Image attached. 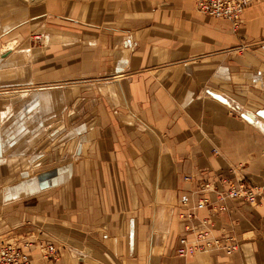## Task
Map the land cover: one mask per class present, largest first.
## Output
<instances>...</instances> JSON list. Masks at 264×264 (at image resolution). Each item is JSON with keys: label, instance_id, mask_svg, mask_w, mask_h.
<instances>
[{"label": "crops", "instance_id": "1", "mask_svg": "<svg viewBox=\"0 0 264 264\" xmlns=\"http://www.w3.org/2000/svg\"><path fill=\"white\" fill-rule=\"evenodd\" d=\"M195 5L0 3L1 43L46 40L1 56L0 98L31 87L42 120L74 106L49 143H0V238L56 250L47 258L33 245L30 264H264V199L219 202L228 184L264 187V0L236 32ZM202 181L210 193L199 192ZM203 197L225 211L180 219ZM202 219L232 239L223 242L232 253L179 252L181 238L205 230Z\"/></svg>", "mask_w": 264, "mask_h": 264}, {"label": "built area", "instance_id": "2", "mask_svg": "<svg viewBox=\"0 0 264 264\" xmlns=\"http://www.w3.org/2000/svg\"><path fill=\"white\" fill-rule=\"evenodd\" d=\"M261 0H196V10L204 15L224 19L230 22L233 28L237 27L244 10L252 3H258ZM35 41H39L38 35ZM188 180V178H185ZM211 184L205 181L199 183V192L208 194L211 192ZM264 199V187H256L239 181L236 184H228V189L219 195V202L226 200H235L244 202L250 206L257 205V199ZM213 204L207 197H203L197 201L192 209L179 215L180 219L192 220L195 216L189 210H203L210 207L215 216L225 211L220 204ZM183 206L186 203L183 202ZM205 230L201 233H192L193 239L188 240L181 238L179 240V252L183 255H194L197 253H205L212 248L222 249L225 253L230 254L235 249L234 245H223V242L230 243L232 239L221 240L212 235L210 227H208L206 219H202ZM189 232V229H186ZM35 246L40 255L47 258H54L56 255L55 248L52 245L42 243L34 244L26 240H8L0 243V264H30V248Z\"/></svg>", "mask_w": 264, "mask_h": 264}, {"label": "rangeland", "instance_id": "3", "mask_svg": "<svg viewBox=\"0 0 264 264\" xmlns=\"http://www.w3.org/2000/svg\"><path fill=\"white\" fill-rule=\"evenodd\" d=\"M46 1L47 0H0V3L7 4V5H12L13 3H15L16 5L21 4V8H18L17 10L23 11L27 8V6H31V7L38 6L42 3L45 4ZM18 13H21L20 15H23V12H18ZM4 15H1V16H4ZM238 27H239V24L235 28L231 26V30L233 32H236L238 30ZM36 35H38L39 41H35ZM42 35L43 34H40V33H30L27 37V33H26L24 38L11 39L6 42L3 41V43H1L3 38H0V45L2 44L0 48L8 43H11L12 41L16 42V45L14 46V49L12 50L13 52L17 50H21L20 47L23 42H26V44L27 43L29 44V49L33 47H39L42 43L43 44L45 43L46 45V40ZM242 51H244L243 48H241V51L239 52H242ZM8 52H11V51H3V52L0 51V53L2 54L1 56H3L4 54ZM25 58L27 59V56H25ZM10 88L11 89H8L7 91V93H9L7 95L8 98H6V100H4L3 98H0V138H1L0 143L1 145L5 143L12 144L13 142H17L19 140H22L21 142H26V140L30 141L32 137L34 138L33 140L34 143L43 142L45 144V143H49L51 140H54L55 137L59 134V132H61V128H63V130L68 129V125H70V122H71L70 120L72 119L67 118L66 114L69 117L70 114H68V111H72L74 106L72 107L71 104L68 106L64 103L63 104V112H64L63 114H65V116L63 118H61V115H62L61 114L60 116H56L53 119L52 118L49 119L50 118L49 117V118H45L42 120L40 112H38V107L36 105L37 103L33 102L29 104V102H27V98H29V94H30V92L29 91L27 92V90H32V88L25 87L23 85L10 87ZM1 92H4V91L0 90V94H2ZM85 104L86 103L82 102L81 105L76 106V109L78 108V106H84ZM53 109H55V107ZM50 114L48 113V115ZM27 127H29L28 130H27ZM34 129H36L37 133L42 131V134L37 135L36 132H35L36 134L34 135L29 134ZM16 130L21 132L19 136H16L15 134ZM2 138H4L3 142H2ZM17 180L19 181V179ZM18 181H15V184H17ZM8 240H13V239L0 238V243L8 241Z\"/></svg>", "mask_w": 264, "mask_h": 264}, {"label": "bare ground", "instance_id": "4", "mask_svg": "<svg viewBox=\"0 0 264 264\" xmlns=\"http://www.w3.org/2000/svg\"><path fill=\"white\" fill-rule=\"evenodd\" d=\"M16 45V42H11V43H8V44H6V45H4V46H2L1 48H0V51L1 52H3V51H12L13 49H14V46ZM27 51V50H26ZM21 52V51H20ZM2 54L0 53V56H1ZM0 58H2V57H0ZM11 162H14V163H16V159L15 160H12Z\"/></svg>", "mask_w": 264, "mask_h": 264}]
</instances>
